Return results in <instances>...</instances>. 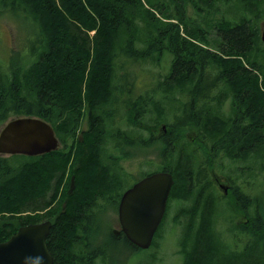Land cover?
<instances>
[{"label":"trees","instance_id":"trees-1","mask_svg":"<svg viewBox=\"0 0 264 264\" xmlns=\"http://www.w3.org/2000/svg\"><path fill=\"white\" fill-rule=\"evenodd\" d=\"M238 2L245 12L236 23L220 19L212 26L221 38L218 53L201 44L208 41L201 11L211 13L214 0L194 3L199 19L188 16L186 0H0V8L19 11L30 29L22 45L26 53L20 49L6 63L0 61V127L13 117L36 116L53 126L59 141L56 149L38 155L0 154V241L21 225L50 220L46 245L53 264H97L96 258L104 257L97 243L117 239L105 228V216L107 208L117 210L124 179L116 167L118 156L107 155V146L122 149L135 140L114 124L119 119L151 131L138 118L153 95L120 98L134 91L130 81H123L126 67L130 62L153 63L165 51L172 54V63L164 96L175 89L172 83L191 85L184 105L196 133L206 131L213 137L210 142L233 158L243 147L240 157L245 159L246 145L252 143L253 160L264 164V43L259 24L264 0ZM221 82L232 105L226 116L213 110L214 102H224L223 94L214 95ZM84 115L88 126L81 129ZM152 143V136L141 137L144 146ZM163 168L170 171L167 165ZM181 169L184 179H176L173 189L177 198L186 197L190 163ZM262 206L248 232L241 230L248 233V247L226 253L209 211L202 212V219L197 211L181 237L179 264H264ZM123 236L132 249H140Z\"/></svg>","mask_w":264,"mask_h":264},{"label":"rangeland","instance_id":"rangeland-1","mask_svg":"<svg viewBox=\"0 0 264 264\" xmlns=\"http://www.w3.org/2000/svg\"><path fill=\"white\" fill-rule=\"evenodd\" d=\"M195 2H198V0H186V13L191 18L199 19L200 15L198 14V8L194 7ZM3 8H0V61L1 63H6L9 55H11V52L12 54L17 52L19 53L25 39L28 42V36L26 34L29 35L30 29L27 22L21 18L22 16L19 11H14L12 13L10 10ZM203 8H205V6H203ZM244 12L245 9L241 6L238 0H214L213 6L211 7V13L207 14V12L201 11L207 19L206 23L203 25L207 30L206 39L208 40L206 44H204L205 41L201 44L208 45L212 50L220 53L218 51L219 48L217 47V43L220 42L221 38L216 34L215 27H212L213 24L220 19L228 20L226 22L234 24L240 19V17L243 16ZM263 23L264 17L259 20L260 25ZM25 49H22L21 54L25 51ZM171 63L172 54L165 51L163 55H161L160 59L153 61V63H144L143 61L140 63L130 62L129 66L126 67V72L128 74L123 81H130L133 85L130 87L131 89L133 88L134 91H131V95H128V92H123V94L120 95V98L122 100L132 98V100H134L140 95H153V101H147L145 103V115L138 118V121L142 122L150 129L153 128L157 130L160 121H162L161 123L173 122L175 116L178 114V111H175V107H177L178 104L180 105L182 100L185 99L181 96V87H183L182 84L177 85L176 83H172L171 88H174L175 86L178 87H175L172 93L169 91V96H164L163 90L171 85V82H169L166 78ZM118 83L120 85V83H122V79L118 80ZM206 85L207 84L205 83V86ZM217 85L222 86H217L214 95L217 96L219 94H223L221 96H224V102L222 106H219L216 102H214L213 110L216 109L219 114L223 116L229 115L230 110L228 103L230 99V92L228 90L227 92L222 93L226 89V85L222 82ZM201 86L204 87V84ZM187 87L189 89L191 85L187 84L184 88ZM188 98L190 99L189 94ZM125 113L126 112H123L122 115L124 116ZM86 119L87 117L84 115L81 121V129H85L87 127ZM117 126H119L122 130H127L131 134L136 133L144 138H148L150 132L148 128L146 129L141 126L135 127L133 125H127L126 121H120L119 119H117L114 124L115 128H117ZM80 131L78 135H80ZM189 138L188 142H190ZM190 143H187L189 145V150L187 152L189 162L193 164L202 163L204 156H202V149L200 145L195 142ZM107 148V152H111L109 150V146H107ZM124 151L127 155L120 160V165L123 170L128 172V175L131 173V175L134 174V176H141L139 171L143 172L153 170L162 164H169L170 161L172 163L174 161L173 157L168 156V149L164 150L163 145L157 140L147 146H144L143 144L140 146L138 144L135 145L133 140L129 145L124 147ZM220 154L221 156L214 161L213 169L219 177H225L226 173H229L231 169H238V165L235 162H230V156L224 151ZM171 158L172 160H170ZM261 163L262 162H260L259 159L253 160V179L255 181L254 190H260L264 193V164ZM244 164L245 161L241 165ZM128 175L125 179L126 185H129L132 181H134V179ZM210 191L213 193L215 192V195L217 196V190L215 188ZM259 202L264 205V197H261ZM201 204L200 200L197 201L196 196L189 197L187 201L181 198H171L168 204L167 213L163 219L160 229L158 230V235L155 237L154 244L150 246V248L146 249H132V247H130L123 239V234L115 235L112 233V228L120 227L118 213L116 209L107 208L105 216L107 223L105 228L109 230L117 239H114V241H111L110 243H107L105 240L97 243L99 246L102 245L104 257H97L96 263L179 264L182 258L181 249L183 246L181 243V237L184 232H188L190 230L189 226L191 222L195 220V216L197 218V215L200 212ZM227 208L228 205L225 202L217 201L215 203V219L218 222V224H215V227L219 228L221 233H225V230L222 227H227L225 217L227 215L225 209ZM226 243H229V241H226ZM223 249L232 250L230 246H224Z\"/></svg>","mask_w":264,"mask_h":264},{"label":"flooded vegetation","instance_id":"flooded-vegetation-1","mask_svg":"<svg viewBox=\"0 0 264 264\" xmlns=\"http://www.w3.org/2000/svg\"><path fill=\"white\" fill-rule=\"evenodd\" d=\"M185 86L181 87L182 89L181 96L182 98L185 99L182 100L180 105L178 104V106L175 107V111H178V114L175 116L174 121L167 123L160 122L157 130L151 128V131L149 132V136H152L154 138V142L156 140L160 142L163 145L164 150L168 149V156L174 158L173 163L170 161L169 164H162L158 166V168H160L159 171L161 170L169 171L163 168L165 165L168 166V169H170L169 172L171 173L173 178V183L171 185L166 200L165 211L162 220L157 228V232L160 229L163 219L167 213L169 201L171 200V198H177V196H175L173 193L174 182L176 179L182 181L183 172L181 168H183V164L187 162V164L190 163V170L188 175L189 181H186L184 186L186 197L184 198L179 197V198L187 201L189 197L196 196L197 201L200 200V202L202 203L199 212L201 219H202V212L209 211V216H210L209 221L213 222L214 220L213 223L216 231V238L220 240V243L218 244L220 249L224 253L227 252V250L223 249L224 246H230L231 249L242 250L248 247V244L245 241V237H244V234H246L247 236L248 233H244L241 230L243 228H246L248 232V228L253 223V218L255 216L254 212L256 211V213L259 214L260 208L263 207L259 201L261 197L262 198L264 197V193H262L260 190L258 191L254 190L255 181L253 179L252 143L249 146L246 145L245 159L240 157V155L244 154L243 147L241 153L239 152L238 156H235V158L230 157L231 158L230 162L237 163L238 169H231L229 173H226L225 177L224 176L219 177L214 172L213 165L215 159H218L219 156H221L220 154L221 152L218 149V147L214 145V143H211L209 141V139H212L213 137H211V135L208 134L206 131L199 132V134H197L195 129L187 122L188 109L185 110L186 106L184 105V103L189 100L188 98L189 89L188 87L184 88ZM228 105H229V110L231 112L232 111L231 99H229ZM184 110H185V114H183ZM180 112L181 115H179ZM133 135L135 137L134 140L135 145L138 144L140 146L141 136L136 133H134ZM229 137H231V135H229ZM188 138L190 142H195L196 144L198 143V145L200 146L203 144V148H201L202 149L201 151H202V156H204V160H202V163L193 164L189 162V156L187 155V152L189 150V145L187 143L190 142H188ZM108 146L111 152H108L107 155L115 154L118 156V160H121L122 154L125 152L124 151L125 146H122V149H118L117 148L118 146L116 147L111 144ZM118 154L120 155V158ZM170 160H172V158ZM244 161L245 164L241 165L242 163H244ZM116 167L121 170L122 176L124 178L122 180L123 190L119 194L120 196L118 197V203L120 201L122 193L127 188L131 187L136 181H138L148 173L157 170L156 168L154 170H149V171H143V172L139 171V174L141 173V176H134V174L131 175V173L128 175V172H126V170H123L121 165L120 166L118 165ZM127 175L131 176L132 179H134V181H132V183L129 185H126L125 183V179ZM213 188L217 190V196L215 195V192L213 193L210 191ZM177 191L179 192V186L177 187ZM255 200H256V204H255ZM217 201L225 202L228 205V208L225 209L227 213V215L225 216L227 227L226 228L225 226L222 227L225 230V233H221L219 228L215 227V224H218L217 220L215 219V213H216L215 203ZM117 209H118V204H117ZM258 216L261 217V215ZM119 234H123V233L121 232ZM225 240L229 241V243H226Z\"/></svg>","mask_w":264,"mask_h":264},{"label":"water","instance_id":"water-1","mask_svg":"<svg viewBox=\"0 0 264 264\" xmlns=\"http://www.w3.org/2000/svg\"><path fill=\"white\" fill-rule=\"evenodd\" d=\"M264 43V23L260 33ZM53 126L36 116H17L0 127V154L38 155L58 147ZM173 183L169 171L148 173L121 195L118 203L120 229L135 246L150 247L160 224ZM50 220L21 225L6 240L0 241V264H53L46 238Z\"/></svg>","mask_w":264,"mask_h":264}]
</instances>
